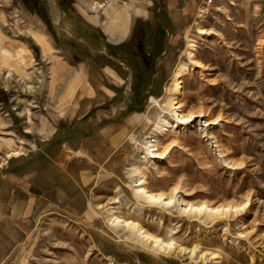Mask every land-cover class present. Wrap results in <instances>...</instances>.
Segmentation results:
<instances>
[{"label":"rangeland","instance_id":"obj_1","mask_svg":"<svg viewBox=\"0 0 264 264\" xmlns=\"http://www.w3.org/2000/svg\"><path fill=\"white\" fill-rule=\"evenodd\" d=\"M98 1L0 0V171L37 151L43 121L90 139L73 205L41 217L0 264H264V0H131L142 14ZM138 165L171 201L133 196ZM202 203L230 211L212 220L193 209ZM109 216L196 251L147 249Z\"/></svg>","mask_w":264,"mask_h":264},{"label":"crops","instance_id":"obj_2","mask_svg":"<svg viewBox=\"0 0 264 264\" xmlns=\"http://www.w3.org/2000/svg\"><path fill=\"white\" fill-rule=\"evenodd\" d=\"M72 85L70 93L87 90ZM59 108L73 110L76 105H60ZM4 122L5 119L0 118V123ZM41 124L48 127L45 125L44 130H38V138L32 137V141H37V151L12 157L0 171V260L21 244L41 217L73 205L77 194L73 195L72 188L82 190L84 175L77 169L76 177L74 165L77 162L74 161L90 141L85 137L88 129L76 126L68 132L71 138H67L59 129L57 133V124L47 121ZM79 130L84 131L82 136Z\"/></svg>","mask_w":264,"mask_h":264},{"label":"bare ground","instance_id":"obj_3","mask_svg":"<svg viewBox=\"0 0 264 264\" xmlns=\"http://www.w3.org/2000/svg\"><path fill=\"white\" fill-rule=\"evenodd\" d=\"M126 1H128V0H126ZM87 4L90 7H92V8H97V7L99 8V7H101L100 2L98 0H87ZM108 8L109 7L107 6L105 9H108ZM142 8H143V4L141 2L136 1L135 4L132 5V1L129 0V2L126 3V5H125L124 12H126V14H127L128 9H131L132 11H136V12H139L140 14H142L143 13L142 12L143 11ZM53 10H54V12H56V8H53ZM105 14L108 15L109 12L107 11ZM144 15H146V14H144ZM90 20L92 22H94V19L93 18L90 19ZM117 27L118 28L115 29L116 32H118L119 30H122V27L120 25H118ZM206 32H207V29L200 28V32H199L200 34H204ZM190 46H191V44H190ZM184 66H186V65H184ZM184 75H185V68H180V70H178L176 72V75H175L176 90H174L172 92V99H175V97L181 92V89H180L181 88V79H182V77H184ZM65 82H67V81H65ZM71 86H73V85L71 84ZM70 91H72V90L70 89ZM172 99H170L171 100L170 102L168 101V105L172 109H176V110L179 109V111H180V108L182 106L181 103L179 101L172 102ZM177 115H178L177 116V119H179L180 122L189 121L190 120V117L193 116L192 113L191 114H181V113H178ZM143 119H144V116H140V117L137 118V122H139V121H141ZM162 129H163V126H162V128H159L158 129L161 132L158 133V134H156L155 136H159L162 133H164V132H162L163 131ZM149 146H152L151 153H153L154 157H157V158L161 157L162 151H163L162 149H164V148H161L162 147L161 144L156 143V144H152V145H149ZM11 154H18V151L15 150ZM142 169L143 168L140 165H138L136 167V170L135 171H136V175H138L136 181H139V182H138L137 186L135 185L136 188L133 191V196L135 198H142L143 200H146L147 202L157 203L156 205H158V204L159 205L167 204L169 201H171V198H172L171 193L170 194L157 193V192H153L152 190L148 189L149 187L147 185V180L144 177V173H143V170ZM173 190H175V189H173ZM220 207L219 206L212 207V206H209V205H206V204L204 205L202 203V204H200V205H198L196 207H193V209L196 210V211H198V212H202L203 211L212 220L214 218L216 220V217L222 216L223 214H226V213H228L230 211L229 210L230 207H228L227 210L220 209ZM109 220L111 221V223L117 224L119 226L126 227V229L129 230V232L131 234H134L136 236V241L137 242H139L143 247H145L147 249H150L152 251L161 252L163 254L173 255V256H180V255H184L185 254L188 257H191L195 253V251H196V245L194 247H192L191 250H185V248H183L182 246H179L178 244H174L173 241H171L169 239H162V238L156 236L155 234H153V233H151V232L143 229V227L139 223H137V222H135L133 220L120 219V218H117V217H110ZM202 255H204V254L201 253V256ZM213 255L216 258H218L220 256L218 253H214ZM211 263L212 264L213 263H216V260H212Z\"/></svg>","mask_w":264,"mask_h":264},{"label":"built area","instance_id":"obj_4","mask_svg":"<svg viewBox=\"0 0 264 264\" xmlns=\"http://www.w3.org/2000/svg\"><path fill=\"white\" fill-rule=\"evenodd\" d=\"M192 264H203L201 261H196L195 263Z\"/></svg>","mask_w":264,"mask_h":264}]
</instances>
